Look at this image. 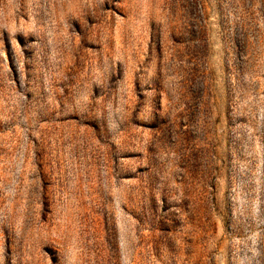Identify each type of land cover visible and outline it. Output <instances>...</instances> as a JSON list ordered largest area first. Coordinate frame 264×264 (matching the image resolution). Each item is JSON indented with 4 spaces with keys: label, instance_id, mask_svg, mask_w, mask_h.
I'll return each instance as SVG.
<instances>
[{
    "label": "rangeland",
    "instance_id": "1",
    "mask_svg": "<svg viewBox=\"0 0 264 264\" xmlns=\"http://www.w3.org/2000/svg\"><path fill=\"white\" fill-rule=\"evenodd\" d=\"M0 264H264V0H0Z\"/></svg>",
    "mask_w": 264,
    "mask_h": 264
}]
</instances>
